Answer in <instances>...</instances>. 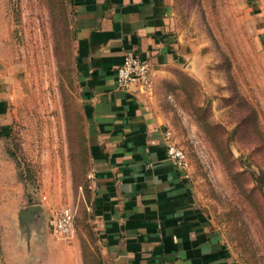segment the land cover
<instances>
[{
    "label": "rangeland",
    "instance_id": "1",
    "mask_svg": "<svg viewBox=\"0 0 264 264\" xmlns=\"http://www.w3.org/2000/svg\"><path fill=\"white\" fill-rule=\"evenodd\" d=\"M188 59L141 91L189 160L184 182L233 264H264V0H174ZM68 0H0V264H106ZM37 205L29 225L20 213ZM64 206L68 238L51 229Z\"/></svg>",
    "mask_w": 264,
    "mask_h": 264
},
{
    "label": "crops",
    "instance_id": "2",
    "mask_svg": "<svg viewBox=\"0 0 264 264\" xmlns=\"http://www.w3.org/2000/svg\"><path fill=\"white\" fill-rule=\"evenodd\" d=\"M174 0H68L89 149L90 208L106 264H233L168 156L148 95L120 89L128 52L154 70L188 59ZM264 43V30L262 31Z\"/></svg>",
    "mask_w": 264,
    "mask_h": 264
},
{
    "label": "built area",
    "instance_id": "3",
    "mask_svg": "<svg viewBox=\"0 0 264 264\" xmlns=\"http://www.w3.org/2000/svg\"><path fill=\"white\" fill-rule=\"evenodd\" d=\"M154 67L149 59H144L133 52L124 56L123 63L117 69L118 87L120 89H131L138 87L141 91L151 89ZM164 139L168 148V156L176 168L186 171L189 160L183 149L172 141L169 130L164 132ZM50 225L53 233L60 238H68L74 227V212L71 206L62 207L51 219Z\"/></svg>",
    "mask_w": 264,
    "mask_h": 264
},
{
    "label": "water",
    "instance_id": "4",
    "mask_svg": "<svg viewBox=\"0 0 264 264\" xmlns=\"http://www.w3.org/2000/svg\"><path fill=\"white\" fill-rule=\"evenodd\" d=\"M38 210L39 208L37 205L31 206L28 209L23 210L20 213L22 223L28 226L29 221L34 219L35 214L37 213Z\"/></svg>",
    "mask_w": 264,
    "mask_h": 264
}]
</instances>
